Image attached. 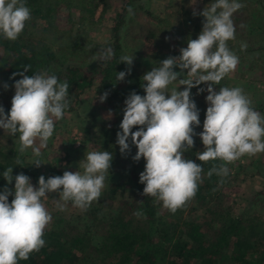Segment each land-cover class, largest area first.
I'll return each instance as SVG.
<instances>
[{
    "label": "clouds",
    "instance_id": "1",
    "mask_svg": "<svg viewBox=\"0 0 264 264\" xmlns=\"http://www.w3.org/2000/svg\"><path fill=\"white\" fill-rule=\"evenodd\" d=\"M244 6L239 0H214L202 12L194 11V15L204 17L198 38H189L179 56L168 57L142 77L146 95L133 91L125 100L121 131L117 133L120 153L130 154L129 141L135 145L133 160L146 161L140 174V183L145 185L143 195L162 203L173 214L195 196L202 180V165L185 158V153L195 146V136L199 135L204 145V150L196 153L200 162H223L219 168L213 166L209 177L214 173L227 176V164L264 153V115L253 108L242 88L215 90L239 64V57L230 50L228 42L235 39L232 17ZM128 11L132 13L131 8ZM30 20L31 10L25 0H0V36L16 41ZM241 47L243 50L247 45ZM114 55L110 47L97 53L104 61ZM134 59L127 55L120 57V64L128 65V69L117 73L118 82L131 74ZM24 67L25 72L31 69L30 65ZM18 75L22 78L15 82L10 113L6 114L0 106V129L12 137L18 135V152L23 155L31 149V165L38 168L43 164L41 150L47 147L56 122L65 117L70 107L69 85L48 70L31 76L24 72ZM204 84L208 107L203 131L197 133L200 112L191 98V90L197 88L198 94L203 93L205 89L200 86ZM173 85L176 86L170 87ZM4 87L7 89L8 85ZM181 87L183 91L179 90ZM108 95L105 92L100 96V102H105ZM112 116L110 110L107 119ZM134 128L138 130L133 131ZM113 159V154L106 150L86 152L79 163L82 171H65L62 176L47 179L41 175L38 187L23 173L13 177V168L8 167L2 173L3 178L9 185L13 180L15 184L14 191L6 187L0 193V264H19L45 246L44 232L53 219L44 203L49 194H57L55 204L60 211L66 210L69 202L86 210L97 201ZM9 196H14L11 203ZM134 215L139 217L142 212Z\"/></svg>",
    "mask_w": 264,
    "mask_h": 264
},
{
    "label": "trees",
    "instance_id": "2",
    "mask_svg": "<svg viewBox=\"0 0 264 264\" xmlns=\"http://www.w3.org/2000/svg\"><path fill=\"white\" fill-rule=\"evenodd\" d=\"M31 10V20L16 41L0 36V106L10 113L18 73L33 75L40 70L55 74L69 85L70 107L84 101L90 89L102 96L109 93L107 107L114 114V123L104 126L102 138L106 151L113 154L112 167L106 178L102 195L90 207L75 216L52 215L53 219L44 232L45 246L30 254L19 264H264V217L252 210L235 213L226 200L223 189L229 184L227 176L208 172L219 168L220 160L200 162L197 152L204 145L195 146L185 153L203 168L202 180L195 196L175 214L163 208L162 203L143 195L145 185L140 174L146 161L135 162L137 152L130 143L131 152L122 156L117 144L121 131L125 100L135 91L144 96L142 77L149 71L142 62L132 66L125 81L118 82L117 73L127 71L128 65L120 64L125 55L120 29L126 22L132 0L119 13L112 28L113 40L100 44L90 37L88 29L95 24L94 13L100 4L108 7L109 0H25ZM245 6L234 13L236 55L254 54L249 70L264 66V0H239ZM63 5L78 9L79 17H69L71 25L63 27L57 12ZM139 10L143 6H137ZM148 15L151 12L146 10ZM204 20L197 22L191 37H198ZM197 32L198 36L194 34ZM155 36L149 32L147 38ZM247 47L242 50L241 45ZM112 48L114 58L108 61L97 57L98 49ZM31 66L25 72L24 66ZM15 79H12L13 75ZM8 88L5 89L4 85ZM138 129L134 128L133 131ZM8 136L0 132V190L6 180L2 173L13 168V177L30 173L22 164L24 159L14 146L3 141ZM19 159L20 164H17ZM14 184L9 185L14 191ZM14 196H9V202ZM142 202V203H141ZM137 211L142 215H134ZM201 215L197 216V213ZM193 214L192 218L186 216Z\"/></svg>",
    "mask_w": 264,
    "mask_h": 264
},
{
    "label": "rangeland",
    "instance_id": "3",
    "mask_svg": "<svg viewBox=\"0 0 264 264\" xmlns=\"http://www.w3.org/2000/svg\"><path fill=\"white\" fill-rule=\"evenodd\" d=\"M127 1L129 0H109V5L105 10L103 4H100L94 13L95 24L88 29L90 37L100 44L111 42L113 40L112 28ZM132 2V13L127 12L126 22L120 29L121 42L125 55L135 58L133 66H138L142 62V68L151 71L153 67H158L159 63L168 57L179 56L180 49L187 47L189 38H198L191 37L189 33L195 30V24L201 23L204 17L193 13L194 11L202 12L214 0H132ZM139 4L143 6L142 10L137 8ZM146 10L151 12V15H148ZM70 16L77 20L78 9L70 10L68 6L63 5L57 12V20L63 27L71 25ZM200 27L201 32L203 24ZM149 32H154L155 36L147 38ZM194 34L198 36L196 31ZM231 43L228 44L230 50L235 47ZM99 50L101 49L97 51ZM254 54L250 52L242 54V57L238 54L239 64L236 70L215 86V90L218 92L219 87L242 88L251 99L253 108L264 115V66L260 69L249 70ZM174 70L179 71V68ZM200 87L205 89L203 93L198 94L197 88L191 90V98L200 112V127L195 128L197 133L203 131L208 107L207 85ZM179 90L183 91L184 88L181 87ZM83 96L85 98L83 102L75 104L73 109L66 110L65 117L56 122L53 137L48 141L47 147L41 150L40 160L43 164L40 167L31 165L33 162L31 149L24 153L22 164L32 170L25 175L30 177L34 187L39 186L38 181L41 175L47 179L62 176L65 171L73 173L78 170L82 171L79 163L85 158L86 152L106 150L101 133L104 126L114 123V114L111 119H107L110 109L106 102H100V95L97 92L89 89ZM0 132L4 130L0 129ZM6 135L10 138L7 144L18 149V135L16 137ZM8 137L3 141H8ZM194 138L201 147L203 143L199 135ZM226 166L229 169L227 175L229 184L223 191L226 200L235 208L234 212L240 213L250 209L264 217V153L252 157L244 156ZM3 185L0 193H3L6 187L10 188L7 181ZM56 198H58L57 194L52 193L44 201L51 215L63 214L72 217L81 212V209L74 207L71 202L67 204L66 210H58L55 204ZM199 215L201 212L198 211L197 216ZM186 216L192 218L193 214L189 213ZM224 263L227 264V262Z\"/></svg>",
    "mask_w": 264,
    "mask_h": 264
}]
</instances>
